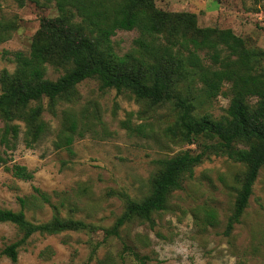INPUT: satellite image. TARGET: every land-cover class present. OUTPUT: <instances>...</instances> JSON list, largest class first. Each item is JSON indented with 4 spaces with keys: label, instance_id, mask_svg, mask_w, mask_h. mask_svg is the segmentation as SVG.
<instances>
[{
    "label": "trees",
    "instance_id": "obj_1",
    "mask_svg": "<svg viewBox=\"0 0 264 264\" xmlns=\"http://www.w3.org/2000/svg\"><path fill=\"white\" fill-rule=\"evenodd\" d=\"M53 3L58 14L41 19L31 50L10 52L15 69H5L0 76V165L7 163L8 152L21 140L27 148H36L51 132L45 111L58 115L59 102L76 103L79 84L95 79L101 90L129 92L150 106H169L176 120L165 128V135L197 146L158 159L144 197L121 194L125 208L111 227L104 228L106 240H122L121 262L108 255L99 264H123L129 257L137 264H148L149 256L141 255L134 244L142 241L140 234L137 241L124 238L127 225L139 220L154 228L156 217L169 209L173 193L213 156L227 157L245 167L224 232L231 239L264 169V48L249 46L232 29L200 26L195 13L161 10L156 0H47V4ZM14 30L11 20L0 19V43ZM119 30L138 32L133 48L125 54L116 50L113 41ZM50 67L61 73L56 79L48 77ZM221 94L230 98L225 115L214 118L200 111ZM81 115L73 107L64 110L54 141L57 149L73 154L76 137L92 131ZM136 131L144 133V124ZM8 169L25 181L35 178L26 165L16 163ZM35 191L49 201L45 193ZM19 200L25 207L26 200ZM198 219L201 225L212 227L219 221L212 210ZM0 223L14 224L21 233L20 239L2 249L13 261L18 259L20 247L37 233L98 230L81 219L59 215L34 223L24 208H1Z\"/></svg>",
    "mask_w": 264,
    "mask_h": 264
},
{
    "label": "rangeland",
    "instance_id": "obj_2",
    "mask_svg": "<svg viewBox=\"0 0 264 264\" xmlns=\"http://www.w3.org/2000/svg\"><path fill=\"white\" fill-rule=\"evenodd\" d=\"M156 3L164 11L195 13L200 26L232 29L249 46L264 48V0ZM57 14L54 3L49 5L47 0H25L23 5L18 0H0V19L11 20L15 25L11 37L0 43V76L5 69H15L10 52L31 50L41 19ZM137 36V30H119L113 37L116 50L120 54L129 52ZM60 74L49 68V78L56 79ZM78 89L80 99L76 103L59 102L58 115L45 111L51 132L36 148H27L21 140L8 152L7 163L0 165V209L24 208L34 223L47 222L55 215L81 219L98 230L37 233L20 247L18 259L13 261L2 254V249L20 239L21 233L14 224L0 223V264H99L98 260H105L108 255L117 256L121 262L122 240L108 241L104 231L125 208L121 194L144 197L158 168V159L197 148L196 144L174 141L165 135V128L176 120L169 106H150L129 92L101 90L95 79L84 80ZM229 102L230 98L221 94L200 111L220 118L226 114ZM44 104L48 107V100ZM70 107L81 117L84 114L83 123L92 128L76 137L73 154L54 145L63 112ZM142 124L144 133H139L136 130ZM16 163L35 172V178L25 181L16 177L8 169ZM244 169L227 157L213 156L197 166L194 177L173 193L169 209L156 217L154 228L137 220L127 225L124 238L137 241L140 234L142 241L134 244L141 255L149 256L148 264H264V169L242 222L235 226L231 239L224 233ZM35 188L45 193L49 201ZM19 197L26 200L25 207ZM208 210L217 213L216 227L203 226L198 219ZM123 264L137 263L129 257Z\"/></svg>",
    "mask_w": 264,
    "mask_h": 264
}]
</instances>
